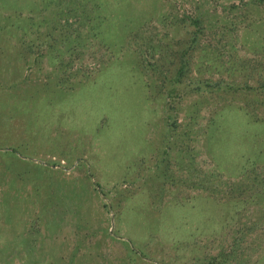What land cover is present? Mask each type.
<instances>
[{
	"label": "rangeland",
	"instance_id": "rangeland-1",
	"mask_svg": "<svg viewBox=\"0 0 264 264\" xmlns=\"http://www.w3.org/2000/svg\"><path fill=\"white\" fill-rule=\"evenodd\" d=\"M262 84L264 0H0V264H264Z\"/></svg>",
	"mask_w": 264,
	"mask_h": 264
},
{
	"label": "trees",
	"instance_id": "trees-1",
	"mask_svg": "<svg viewBox=\"0 0 264 264\" xmlns=\"http://www.w3.org/2000/svg\"><path fill=\"white\" fill-rule=\"evenodd\" d=\"M191 21V23H192V25H194V26H196V27H198L199 26V23H200V20H199V17H192V19L190 20ZM194 41H195V33H193L192 34V37H191V39H190V42H191V44L192 43H194ZM186 66V63L183 61L181 64H180V66H179V68H178V70H177V77H176V79H175V82H177L178 80H179V73L182 71V68L184 69V67ZM203 82V81H202ZM202 84V86H201V88L202 89H207V88H212V87H219V84L220 83H218V82H215L214 84L213 83H208V81H204L203 83H201ZM261 87L262 88H264V84H262L261 85ZM200 88V87H199ZM257 224L256 223H251L250 224V228H252V227H255ZM236 244V241L235 240H233V242H232V245L231 246H233L234 247V245ZM232 248V247H231Z\"/></svg>",
	"mask_w": 264,
	"mask_h": 264
}]
</instances>
